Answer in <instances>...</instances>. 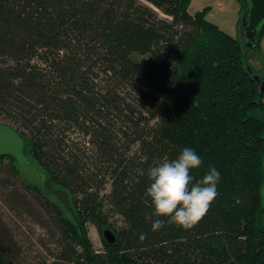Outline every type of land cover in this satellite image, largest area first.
<instances>
[{
	"label": "trees",
	"instance_id": "16d2710c",
	"mask_svg": "<svg viewBox=\"0 0 264 264\" xmlns=\"http://www.w3.org/2000/svg\"><path fill=\"white\" fill-rule=\"evenodd\" d=\"M190 1L0 0V118L82 227L116 235L94 249L0 156L3 194L51 231L39 264H264V77L249 63L264 28L248 50ZM185 147L203 161L194 182L219 171V195L192 229L153 216V231L148 170ZM23 235L0 215V264H24Z\"/></svg>",
	"mask_w": 264,
	"mask_h": 264
},
{
	"label": "clouds",
	"instance_id": "9594fccd",
	"mask_svg": "<svg viewBox=\"0 0 264 264\" xmlns=\"http://www.w3.org/2000/svg\"><path fill=\"white\" fill-rule=\"evenodd\" d=\"M202 164L195 150L185 147L176 159L164 157L149 168L146 195L151 199L154 212L146 216V220L151 221L153 231L165 225V220H152L153 216L166 217L168 224L190 230L207 214L219 195L217 185L221 177L215 167L209 166L202 179L194 182L192 172Z\"/></svg>",
	"mask_w": 264,
	"mask_h": 264
},
{
	"label": "rangeland",
	"instance_id": "374dc122",
	"mask_svg": "<svg viewBox=\"0 0 264 264\" xmlns=\"http://www.w3.org/2000/svg\"><path fill=\"white\" fill-rule=\"evenodd\" d=\"M206 10V18L219 25L222 29L226 28L225 31L229 34L237 37L239 32V18H240V1L239 0H191L188 6V11L191 14H195L198 11ZM144 56L149 57L150 54L146 53ZM138 58H142V55L137 54ZM250 63V62H249ZM251 64V63H250ZM0 121L4 122L2 118ZM52 187H58V184L52 183ZM109 188V187H108ZM4 189H0V215L12 223L13 221L19 220L22 225V231L24 233V251L26 252L24 264H39V259L46 258L47 248H51L52 239L49 237L51 231H47L45 228L40 226L35 219L36 212L32 213V216L28 213H23L18 205L12 201L5 193ZM49 198L60 204L61 209L66 217L72 219L70 212L65 209L63 204L54 196L49 194ZM264 200V190H263ZM120 224V222H117ZM110 227V226H105ZM84 228L86 231V237L91 245L96 250H103L106 247L102 232L94 225L84 222ZM112 228V227H110ZM51 245V246H50Z\"/></svg>",
	"mask_w": 264,
	"mask_h": 264
},
{
	"label": "water",
	"instance_id": "95a60500",
	"mask_svg": "<svg viewBox=\"0 0 264 264\" xmlns=\"http://www.w3.org/2000/svg\"><path fill=\"white\" fill-rule=\"evenodd\" d=\"M244 11L242 13L240 24V35L245 47L248 50L254 49L264 28V0H242ZM251 71V69L249 68ZM259 79V76H255ZM261 91L264 93V82L261 85ZM26 141L21 132L12 124L0 121V156L15 157L19 168L42 190L53 194L73 216L79 225L82 237L85 241V231L75 213L71 204L69 193L62 189H51L47 184V174L25 153ZM103 237L109 244L116 242L115 233L106 228L103 231ZM139 264V263H130Z\"/></svg>",
	"mask_w": 264,
	"mask_h": 264
},
{
	"label": "crops",
	"instance_id": "0c3cea01",
	"mask_svg": "<svg viewBox=\"0 0 264 264\" xmlns=\"http://www.w3.org/2000/svg\"><path fill=\"white\" fill-rule=\"evenodd\" d=\"M242 13H243V8H242V3L240 2L239 32L237 36L240 35V20L242 18ZM225 29L226 28H224L223 30L225 31ZM249 62L251 63L250 65L252 69L256 73L264 77V32L261 36L260 47L252 53Z\"/></svg>",
	"mask_w": 264,
	"mask_h": 264
}]
</instances>
